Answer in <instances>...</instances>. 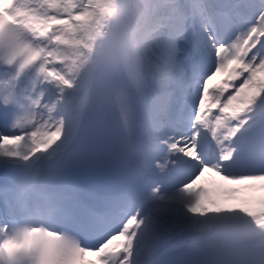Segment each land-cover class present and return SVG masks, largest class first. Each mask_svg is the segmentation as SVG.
Returning <instances> with one entry per match:
<instances>
[{
    "label": "snow or ice",
    "instance_id": "1",
    "mask_svg": "<svg viewBox=\"0 0 264 264\" xmlns=\"http://www.w3.org/2000/svg\"><path fill=\"white\" fill-rule=\"evenodd\" d=\"M0 264H264V0H0Z\"/></svg>",
    "mask_w": 264,
    "mask_h": 264
},
{
    "label": "bare ground",
    "instance_id": "2",
    "mask_svg": "<svg viewBox=\"0 0 264 264\" xmlns=\"http://www.w3.org/2000/svg\"><path fill=\"white\" fill-rule=\"evenodd\" d=\"M216 79H219V77H217ZM218 178L214 177L212 174H206V176L202 179V183L205 184L206 187H213L214 186V182L217 180Z\"/></svg>",
    "mask_w": 264,
    "mask_h": 264
},
{
    "label": "rangeland",
    "instance_id": "3",
    "mask_svg": "<svg viewBox=\"0 0 264 264\" xmlns=\"http://www.w3.org/2000/svg\"><path fill=\"white\" fill-rule=\"evenodd\" d=\"M257 195H259V193H257Z\"/></svg>",
    "mask_w": 264,
    "mask_h": 264
}]
</instances>
